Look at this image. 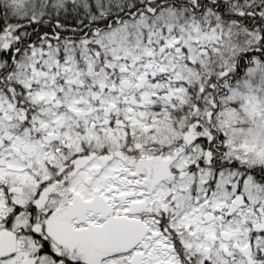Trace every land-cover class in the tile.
Returning <instances> with one entry per match:
<instances>
[{"label": "snow or ice", "instance_id": "obj_1", "mask_svg": "<svg viewBox=\"0 0 264 264\" xmlns=\"http://www.w3.org/2000/svg\"><path fill=\"white\" fill-rule=\"evenodd\" d=\"M0 264H264V0H0Z\"/></svg>", "mask_w": 264, "mask_h": 264}]
</instances>
